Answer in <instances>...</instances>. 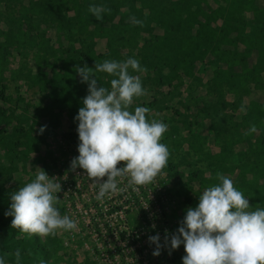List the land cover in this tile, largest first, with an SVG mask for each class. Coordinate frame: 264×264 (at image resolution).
Instances as JSON below:
<instances>
[{
	"label": "trees",
	"instance_id": "trees-1",
	"mask_svg": "<svg viewBox=\"0 0 264 264\" xmlns=\"http://www.w3.org/2000/svg\"><path fill=\"white\" fill-rule=\"evenodd\" d=\"M8 1V8L10 4L15 8L17 3L20 7L18 17L12 16L14 9L9 10L8 29H0V76L13 53L27 59L31 52L37 68L34 78L40 81L39 90H43V85L50 89V103L41 112L36 111L37 119L48 116L49 122L26 131L14 129L12 135L22 136L23 141L6 143L0 137L1 153H12L17 147L24 149V156L35 153L42 134L39 129L46 126L43 133L53 134L55 116L65 111L72 125L78 126L74 118L88 95V84L81 83L74 70L77 65H87L94 71L96 61L115 60L122 50L137 48L142 64L151 57L160 65L156 70L161 75L159 82H163L162 78L166 81L171 73L191 78L196 64L208 57L216 63L207 81L208 90L218 99L233 98L232 108L238 106L236 103L245 107L244 112L240 111L237 125L228 131L225 147L230 149L236 142L248 146L245 153L238 155L242 157L237 165L225 166V161H229L226 149L211 156L212 185L218 183L217 172L232 174L236 170L234 187L249 200L251 210L256 206L264 208V0H27L25 5L22 0ZM90 4L106 6L111 12L104 13L103 20L97 21L88 12ZM132 16L144 21V26L133 25L129 19ZM49 31L53 41L47 37ZM61 39L79 46L62 45ZM60 55L64 58L56 66ZM45 68L49 74L44 72ZM162 70L167 73L163 75ZM109 76L95 73L98 84L104 87L109 84L106 79ZM3 88L1 84L2 98ZM253 92H258L260 98H252ZM252 123L257 126V132L246 135ZM47 156L38 153L34 162L43 164ZM12 170L0 166V258L5 264H16L14 253L19 249L20 264L47 262L52 247L56 246L53 237L42 240L21 232L29 240L24 242L10 234L12 217L5 213L10 209L14 193L9 186ZM198 176L192 173L188 184L194 178L200 179ZM197 182L192 199L189 188L183 203L198 205L195 197L202 194L210 180ZM173 215L178 218L177 214Z\"/></svg>",
	"mask_w": 264,
	"mask_h": 264
},
{
	"label": "clouds",
	"instance_id": "clouds-1",
	"mask_svg": "<svg viewBox=\"0 0 264 264\" xmlns=\"http://www.w3.org/2000/svg\"><path fill=\"white\" fill-rule=\"evenodd\" d=\"M88 12L102 21L103 14H110L111 9L90 4ZM129 19L135 26H144V21L135 16ZM74 70L81 83L88 84V95L74 118L78 121L79 155L72 159L71 170L84 171L98 189L97 201L152 183L168 164L170 150L161 143L168 125L147 119L146 114L151 111L148 107L130 110L136 98L147 95L140 76L133 74L146 72V67L137 59L128 58L96 61L94 71L87 65H77ZM95 73L113 77L110 88L100 86ZM239 110L245 111L243 104ZM45 127L39 131L43 133ZM257 130L252 123L246 135ZM121 162L124 166L118 167ZM216 178L218 183L205 187L198 196V205L186 210L177 232L170 238L165 233L163 245L159 234L148 237L156 245L153 256H159L163 247L175 250L183 244L186 255L182 264H264V208L256 206L251 210L249 200L234 187L231 178L221 172ZM122 180L127 181L124 187L119 186ZM59 192V178L49 177L37 168L35 179L11 195L10 209L5 213L12 217L11 228L38 237L54 236L57 229L75 230L76 222L61 215L57 207ZM14 255L16 264H20V250ZM0 264H5L3 258ZM40 264L46 262L41 260Z\"/></svg>",
	"mask_w": 264,
	"mask_h": 264
},
{
	"label": "rangeland",
	"instance_id": "rangeland-1",
	"mask_svg": "<svg viewBox=\"0 0 264 264\" xmlns=\"http://www.w3.org/2000/svg\"><path fill=\"white\" fill-rule=\"evenodd\" d=\"M22 1L25 5L27 0ZM8 3V0H0V29L2 30L8 29L9 24L6 19L9 10L14 9L13 17L19 16L17 9L20 4L17 3L15 8L10 4L8 8ZM51 33L49 31L47 37L53 41L54 37ZM68 40L61 39V44L71 43L75 47L79 46L78 43ZM137 40L138 44L142 43L140 38ZM30 53L27 59H22L13 53L6 71L0 76V91L1 84L4 85L3 98L0 97V137H3L6 143L23 141L22 136L12 135L14 129L26 131L29 127L35 128L36 124L46 125L49 122L48 116H41L39 119L36 117V111L41 112L42 108L50 103L48 97L50 89L43 85V90H39L40 81L37 82L34 78L37 68L32 61L33 54ZM63 58V55H60L55 65L59 66ZM128 58L137 59L141 66L147 69L144 73H133L140 76L147 95L136 98L130 110L134 111L138 106L148 107L151 111L146 114L147 119H156L168 125V130L161 138V143L168 146L170 157L165 168L154 178V182L159 187L163 183H168L171 196L166 203L162 204L155 190L151 191L154 197L152 208L157 219L156 226L154 225L155 220L151 219V228L154 225L159 231L151 230L150 236L159 234L160 244L163 245L165 233L167 232L169 238L175 234L186 215V210L189 207L195 208L193 204L183 203V199L188 196L186 193L188 189L191 188L189 197L192 199V194L198 187L197 180L209 179L210 183L207 186H212L214 179L210 178V170L213 169V165L210 164L211 156L218 154L222 148L226 149L229 161H225V166L237 165L242 157L238 155L248 150L246 144H238V142L234 143L230 149L225 147V140L229 137L228 131L234 128L238 123L237 120L240 119L239 109L242 103H236L238 106L232 108L233 98L220 97L218 99L208 90L207 81L210 78V72L216 68L214 60L208 57L196 64L191 78L186 79L171 73L168 74L170 77L166 81L162 78L163 82H159L161 75H158L156 69L160 65L154 63V58L149 57L144 65L141 63L138 49L132 48L119 52L115 60L123 61ZM249 63H252L251 59ZM148 64L150 65L147 66ZM21 68L24 69L21 70ZM44 72L49 74L48 68H45ZM166 73V70H162L163 75ZM112 78L111 76L106 77L109 83L107 88H110ZM251 97L260 98L258 92H253ZM55 119L53 134H41L36 143L35 153L24 156V149L21 147L14 148L12 153L6 152V155L0 152V166L14 169L11 171L12 179L9 183L14 193L21 186L35 179L37 168L43 169L49 177L59 178L60 181L69 175L71 161L79 155L77 150L78 126L72 125V119L66 111L63 114H57ZM38 153L49 155L43 163L46 164V168H43V164L39 165L34 162V157ZM233 171L232 174H223L234 181L236 170ZM192 173L198 174L200 179L194 178L188 184ZM57 196L59 197V193ZM195 203H199L196 197ZM57 207L61 215H67L63 211L62 203H59ZM174 213L178 215V218L173 217ZM9 229L10 234H14L17 239L21 238L24 242H29L26 235L18 229L11 228V225ZM87 232L80 224H77V228L70 232L57 229L56 235H49L54 238L56 246L52 245L54 247H52L46 264H104L102 259L109 255L91 252L95 247V242L87 235ZM41 239L43 240V237ZM142 240L141 238L139 241L144 243ZM145 243L148 246L147 249L145 247L144 252L119 254L114 264H182V258L186 255L184 246L181 244L175 250H172L170 246L163 247L159 256H153L156 245L151 244L149 240H145Z\"/></svg>",
	"mask_w": 264,
	"mask_h": 264
},
{
	"label": "built area",
	"instance_id": "built-area-1",
	"mask_svg": "<svg viewBox=\"0 0 264 264\" xmlns=\"http://www.w3.org/2000/svg\"><path fill=\"white\" fill-rule=\"evenodd\" d=\"M122 166L123 162L118 165ZM60 183L59 199L64 213L88 231L87 235L95 242L93 250L90 249L92 253L109 255L102 259L104 264H114L119 254L128 255L144 252L145 247L147 249L145 240H148L151 230H158V227L151 228V219L155 220V226L157 222L151 191L155 190L162 204L171 196L168 183L159 187L153 180L150 184L138 186L137 191L127 189L97 201L95 196L98 189L93 187L90 179L79 168L70 170ZM126 183V180H122L119 186L124 187ZM141 238L144 243L139 241Z\"/></svg>",
	"mask_w": 264,
	"mask_h": 264
}]
</instances>
